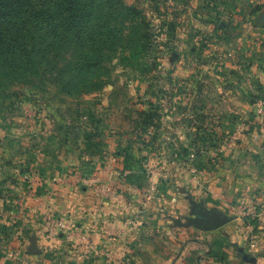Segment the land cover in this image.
I'll use <instances>...</instances> for the list:
<instances>
[{"label": "rangeland", "instance_id": "obj_1", "mask_svg": "<svg viewBox=\"0 0 264 264\" xmlns=\"http://www.w3.org/2000/svg\"><path fill=\"white\" fill-rule=\"evenodd\" d=\"M184 3L96 0L91 6V0H84L88 15L81 42L54 50L68 53V58L80 50L87 61L99 62L95 75L85 71L93 82L88 78L89 82H77L70 90L62 89L64 78L54 81L55 71L43 72L46 65L20 59L0 63V264H34L36 247L21 239L26 218L16 213L15 200L25 204L26 195L45 192L46 183L62 184L61 179L71 174L91 175L102 161L110 165L111 153L133 159L126 166L130 171L150 168L148 176L158 186L171 183L176 167L200 168L203 163L206 167L207 160L219 161L222 136L204 128L207 119L202 103L199 109L195 104L191 115L192 95L210 86L199 73L209 57L194 53L195 38L175 33L194 34L196 24L190 22L192 14ZM196 40L204 44L207 38L201 35ZM22 56L26 57L24 52ZM59 68L61 74L70 71ZM247 123L241 118L239 130L248 131ZM192 126H199L198 130ZM14 191L21 193L15 197ZM150 202L145 205L156 206ZM252 208L256 211L262 206ZM39 221L49 227L47 235H57L66 227L65 219L53 210L43 212ZM158 236L151 230L142 238ZM145 245L149 244L145 241ZM47 258L40 257V264H95L89 257L72 262L61 256ZM118 264L160 263L140 257L137 263Z\"/></svg>", "mask_w": 264, "mask_h": 264}, {"label": "crops", "instance_id": "obj_2", "mask_svg": "<svg viewBox=\"0 0 264 264\" xmlns=\"http://www.w3.org/2000/svg\"><path fill=\"white\" fill-rule=\"evenodd\" d=\"M184 4L196 24L194 34L175 33L195 38L194 53L209 57L202 59L199 73L210 86L192 95L191 115L195 104L199 109L202 103L204 128L222 136L219 161L207 160L200 168L176 167L171 183L158 186L148 176L150 168L130 171L126 166L133 159L111 153L110 165L102 161L91 175L71 174L62 184L46 183L45 192H29L26 205L15 202L16 213L26 218L21 239L36 247L34 264L47 256L70 262L89 257L95 264L137 263L140 257L160 264H264V116H256L255 106L264 99V0ZM201 35L207 38L204 44L196 40ZM241 118L248 120V131L239 130ZM14 192L15 197L21 193ZM150 201L156 206L145 205ZM254 205L262 208L253 211ZM195 206L221 212L229 222L215 230L189 225ZM49 210L66 222L57 235H47L49 227L39 221ZM151 230L160 236L142 238Z\"/></svg>", "mask_w": 264, "mask_h": 264}, {"label": "trees", "instance_id": "obj_3", "mask_svg": "<svg viewBox=\"0 0 264 264\" xmlns=\"http://www.w3.org/2000/svg\"><path fill=\"white\" fill-rule=\"evenodd\" d=\"M83 2L0 0V63H15L20 59L26 64L46 65L43 72L46 73L47 69L55 71L52 74L54 81L64 78V90H70L68 88L77 82H89L88 78L93 82L94 78L89 74L95 75L99 60L87 61L80 50L73 58H68V53H62V50H54L81 42L82 26L86 22L85 15H88ZM95 2L91 0V6ZM90 14L93 20L92 9ZM59 65L64 71H70L61 74ZM85 71L89 74L86 75Z\"/></svg>", "mask_w": 264, "mask_h": 264}, {"label": "water", "instance_id": "obj_4", "mask_svg": "<svg viewBox=\"0 0 264 264\" xmlns=\"http://www.w3.org/2000/svg\"><path fill=\"white\" fill-rule=\"evenodd\" d=\"M193 215L196 217H189V225L197 224L205 228L206 230H215L229 222V218L223 215L221 212L210 213L204 207H194ZM244 258L249 262H254V258H249L245 254Z\"/></svg>", "mask_w": 264, "mask_h": 264}, {"label": "built area", "instance_id": "obj_5", "mask_svg": "<svg viewBox=\"0 0 264 264\" xmlns=\"http://www.w3.org/2000/svg\"><path fill=\"white\" fill-rule=\"evenodd\" d=\"M255 106L257 107L256 110V116H264V99H259L255 102ZM261 126L264 132V117H261ZM233 141V140H231ZM66 223V222H65ZM63 226H65L64 223H62Z\"/></svg>", "mask_w": 264, "mask_h": 264}]
</instances>
